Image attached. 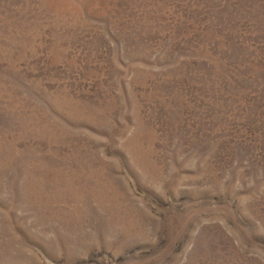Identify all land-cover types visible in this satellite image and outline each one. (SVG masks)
Wrapping results in <instances>:
<instances>
[{
	"label": "rangeland",
	"instance_id": "obj_1",
	"mask_svg": "<svg viewBox=\"0 0 264 264\" xmlns=\"http://www.w3.org/2000/svg\"><path fill=\"white\" fill-rule=\"evenodd\" d=\"M0 264H264V0H0Z\"/></svg>",
	"mask_w": 264,
	"mask_h": 264
}]
</instances>
